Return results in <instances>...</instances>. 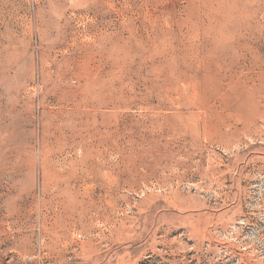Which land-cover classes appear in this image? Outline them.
<instances>
[{
    "label": "rangeland",
    "instance_id": "rangeland-1",
    "mask_svg": "<svg viewBox=\"0 0 264 264\" xmlns=\"http://www.w3.org/2000/svg\"><path fill=\"white\" fill-rule=\"evenodd\" d=\"M0 264H264V0H0Z\"/></svg>",
    "mask_w": 264,
    "mask_h": 264
}]
</instances>
